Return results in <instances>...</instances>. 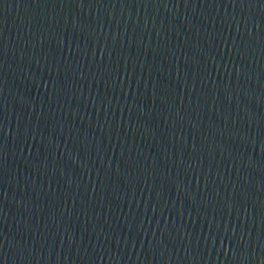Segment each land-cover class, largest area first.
Masks as SVG:
<instances>
[{"label":"water","instance_id":"1","mask_svg":"<svg viewBox=\"0 0 264 264\" xmlns=\"http://www.w3.org/2000/svg\"><path fill=\"white\" fill-rule=\"evenodd\" d=\"M0 264H264V0H0Z\"/></svg>","mask_w":264,"mask_h":264}]
</instances>
